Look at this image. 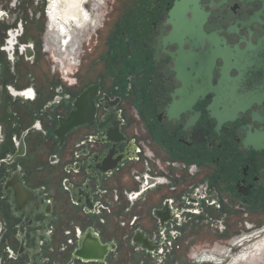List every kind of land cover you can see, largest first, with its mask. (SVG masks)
I'll list each match as a JSON object with an SVG mask.
<instances>
[{
	"label": "flooded vegetation",
	"instance_id": "af4514ba",
	"mask_svg": "<svg viewBox=\"0 0 264 264\" xmlns=\"http://www.w3.org/2000/svg\"><path fill=\"white\" fill-rule=\"evenodd\" d=\"M50 2L45 45L60 53L63 47L71 62L85 22L95 27L101 20L88 15L84 0L83 17L69 26L52 16ZM118 17L97 60L104 62L98 80L84 81L79 69L72 78L60 76L49 88L53 95L24 114V126L14 122L5 139L0 134V201L10 224L0 264H50L45 254L57 248L56 201L63 193L67 205L106 222L85 231L74 226V237L57 245L70 248L65 264H107L120 248L116 223L134 226L131 245L157 264L194 222L213 221L219 234L227 231V219H212L211 212L240 213L236 235L255 231L249 214L264 210V0H123ZM0 21L12 23V16L0 12ZM20 23L0 44L1 65L12 75L5 88L9 120L18 116L10 109L31 112L41 96L32 79L18 85L20 65L37 57ZM24 46H32V56ZM71 115L77 123L65 127ZM135 234L141 244L133 243ZM229 240L186 252L221 249ZM79 243L109 251L103 262H85L73 257ZM96 250L79 255L91 259ZM233 264H264V238Z\"/></svg>",
	"mask_w": 264,
	"mask_h": 264
},
{
	"label": "rangeland",
	"instance_id": "374dc122",
	"mask_svg": "<svg viewBox=\"0 0 264 264\" xmlns=\"http://www.w3.org/2000/svg\"><path fill=\"white\" fill-rule=\"evenodd\" d=\"M19 1L21 2L20 5L18 4L13 7V0H0V12H6V10H9L10 16L12 15V13H17L16 19H14L12 23H5L4 21H0V44H3L5 32L7 31L9 33L10 30L19 28V25L17 24L18 21L19 24H21L20 19H22L25 31L24 38L28 40L32 39L30 42L31 44L34 42V47L36 46L35 50L37 52V57L35 64L33 65L26 63H22L20 65L19 69L21 70L20 76L22 77V79L20 80L18 85L22 86L24 85V83H26L27 80L29 81L30 79H32L33 82H35V85L38 87V90L41 91V96L36 102L35 106L32 107L31 112H26L27 109L24 110L22 105H17V108L11 111L9 104V107L7 106L10 109L9 113L12 114L11 112L16 111L18 116L17 118H15L12 117V115L10 116L8 114L11 119H7V112L4 104L7 105V103H9L10 101V98L8 97L5 88L8 83L7 80L10 79L12 75L9 72L10 69L8 67V64L6 66L1 65V62L3 63V59L5 61L6 59L5 55L3 56L2 54H0V134L2 136V139L6 138L5 135L7 134V132H9L11 124H13L14 122H19L21 123V126H24L29 119L27 117V121L25 122L23 118L24 114H31L32 112L37 111L42 106V104H44V99L50 98V95H53V91L49 90V88L53 85V83L60 82V76H62L63 78H72V73L76 72L79 69V76L80 78H83L84 81L89 82L98 80L97 74L99 73V71H101V67L104 65V62L100 63L97 60L99 59V55L104 54L105 49L107 48V44L105 42L108 38L109 28L112 27L114 23L117 24V22L120 20L118 14L120 8L123 6V0H85L87 2L86 10L88 12V15L90 17L92 16L94 18L100 19L101 23H98L95 27H91V25L87 23L88 21L85 22V24L83 25L85 26V30L80 31L78 46L76 45L77 54L75 56V59H72V61L69 62V59L72 57L68 58L67 54H64L65 51L63 47L61 49L63 51H61L60 53L57 49L56 43H54L53 41H51V43L53 45L55 44L56 47L52 46V48L49 47L48 49L45 45L44 37L47 31V16L49 10V4L47 5L46 0H44L42 3L36 0ZM16 9H18L19 11ZM103 26H105V28L102 30ZM70 49L71 48H69V50ZM106 63H108V61ZM62 66H65L66 70H63L64 68ZM104 70H106V68H104ZM62 83L63 85L65 84L64 82ZM16 102L19 103V101ZM1 151L5 152L6 148L2 147ZM63 195L60 196L61 201H56V209H58L59 215L61 216L59 225L62 228V231L53 238L52 246L55 245L57 248V245H59L60 242L66 244L70 238L74 237L73 228L75 225H79L82 230H84L85 227L89 224L98 226L99 224L104 225L106 223L105 222L104 224H101L99 222V218L95 217L94 219H91L88 216L83 215L80 210L74 209L70 205H67V203H65V194L63 193ZM56 197L58 198L59 196ZM6 211L8 212V210L0 201V245H2L4 237H8L10 231V224L6 217ZM234 214L235 213H233V210L231 211L228 209L227 212V207L226 210L224 209L223 211H216V213L211 212V214H209V217H211L212 219H217L220 216L221 219L226 218L229 222V228L227 229V231H224L221 234H219L218 230V228L220 227L218 225L220 224H217L213 221H209V223L205 222L203 219L198 223H192L190 227L187 226L184 233L185 237L176 240L173 248L166 255L164 264H188L191 259V254H187V246H190V248H192L190 250L196 251L199 250L205 243H211L219 240H229L232 235L234 236L238 234V231H236L237 224L241 220H243V216L240 213L237 215ZM249 220L256 226L254 229L255 231L262 228L264 229V210L260 208L254 209L249 214ZM106 225L110 224L107 223ZM116 225H118V227H116L115 230L113 229L115 232H117L116 238L110 235L106 236V234L104 236V238L106 239H116L120 246L119 250L112 254V257L107 264H127L130 262V258L132 261L131 264H157V258L136 250L133 245H131L130 238H125L126 235L130 234V228H133L134 226H127L126 224V226L120 227L118 223H116ZM66 230L71 231V234H64ZM100 230L105 229L101 228ZM106 230H108V228ZM110 230L111 232L113 231L112 227L109 228V231ZM246 231L245 234L249 233ZM261 235V237H263L264 233H262ZM186 241H189L190 243L184 244L183 242ZM63 246L64 249L62 251H59V249L57 250V248L55 247L53 251H46L45 256L49 258L50 264H65L66 261H68L70 256V248H67V245ZM59 252L61 253L59 254Z\"/></svg>",
	"mask_w": 264,
	"mask_h": 264
},
{
	"label": "built area",
	"instance_id": "2783aa9c",
	"mask_svg": "<svg viewBox=\"0 0 264 264\" xmlns=\"http://www.w3.org/2000/svg\"><path fill=\"white\" fill-rule=\"evenodd\" d=\"M14 6L19 3L18 0H13ZM2 12V11H1ZM4 13H8L9 10L3 11ZM10 16V15H9ZM12 16V22L15 19L14 15ZM263 228L259 229L257 231H254L253 233L249 234H243L240 233L239 235H236L232 237L229 240V244L221 249H215V248H205L197 253H194L191 255L190 262L188 264H233L234 259L248 246L253 245L257 240L264 238L261 237V234L263 233ZM246 237H249V239L246 240ZM253 237V238H252ZM125 238H128L126 235ZM248 244L244 245L246 242ZM240 247L237 251L234 250V248ZM132 261L130 259V262L127 264H131Z\"/></svg>",
	"mask_w": 264,
	"mask_h": 264
},
{
	"label": "water",
	"instance_id": "95a60500",
	"mask_svg": "<svg viewBox=\"0 0 264 264\" xmlns=\"http://www.w3.org/2000/svg\"><path fill=\"white\" fill-rule=\"evenodd\" d=\"M11 35V34H10ZM12 36V39H14V36L13 35H11ZM11 39V40H12ZM12 49V42L10 41L9 43H7V47H6V50H7V52L9 53V54H11V50ZM23 49H24V52L26 53V55H28V57L29 56H32V54H33V51H32V46H24L23 47ZM83 97H84V99L86 98V100H87V95L85 94V95H83ZM77 116L76 115H71L69 118H68V120L65 122V127H70V126H72V125H75V123H77ZM87 235L88 234H86L85 235V237H87ZM138 235V234H137ZM98 239V238H97ZM133 243H135V244H141V239L138 237V236H136V234H135V236H134V238H133ZM93 245V244H92ZM91 245V246H92ZM145 246H143V248L144 249H146V244H144ZM91 246H89V245H87V246H85V248L83 247L82 248V246H81V243H79V248L74 252V254H73V257H76V258H78V259H80V260H82V261H85V262H89V261H94V262H103L104 261V258L106 257V255H107V253H108V251H109V248L107 247V246H105V245H103L102 247H100V248H98L97 250L94 248V247H91ZM90 249L91 250H96V252L98 253V254H100L99 256H97V257H92V256H89L91 259H83L80 255H79V253H86L87 254V252L89 253V251H90ZM104 249V250H103ZM90 253H95V252H90ZM102 258V259H101ZM100 259H101V261H100Z\"/></svg>",
	"mask_w": 264,
	"mask_h": 264
},
{
	"label": "bare ground",
	"instance_id": "6f19581e",
	"mask_svg": "<svg viewBox=\"0 0 264 264\" xmlns=\"http://www.w3.org/2000/svg\"><path fill=\"white\" fill-rule=\"evenodd\" d=\"M83 1L84 0H51L52 16L60 18L64 23L68 22L69 26H71L72 22L79 21L83 17L82 12H80Z\"/></svg>",
	"mask_w": 264,
	"mask_h": 264
}]
</instances>
